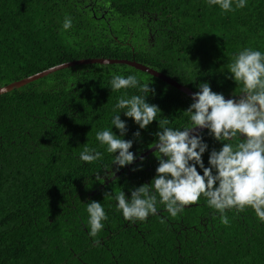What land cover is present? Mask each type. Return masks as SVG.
<instances>
[{
	"label": "trees",
	"instance_id": "1",
	"mask_svg": "<svg viewBox=\"0 0 264 264\" xmlns=\"http://www.w3.org/2000/svg\"><path fill=\"white\" fill-rule=\"evenodd\" d=\"M66 15L73 28L64 32ZM245 48L264 52V0L230 12L207 0H0V89L57 66L103 59L136 62L195 93L207 82L229 99L242 86L228 66ZM112 74L150 84L155 95L147 102L161 109L158 120L168 118L173 128L188 122L191 97L126 63L70 67L0 95V264H264V222L251 208L227 210L224 225L201 196L176 217L159 205L143 222L124 219L115 195L130 198L129 189L155 177L154 153L138 159L155 146L159 126L140 130L121 114L137 159L118 172L113 166L115 177L104 184L95 181L113 161L96 132L111 126L124 91L139 94L111 91ZM201 135L207 167L210 151L222 145L207 131ZM85 147L97 148L103 160L80 161ZM91 201L108 215L95 237Z\"/></svg>",
	"mask_w": 264,
	"mask_h": 264
},
{
	"label": "clouds",
	"instance_id": "2",
	"mask_svg": "<svg viewBox=\"0 0 264 264\" xmlns=\"http://www.w3.org/2000/svg\"><path fill=\"white\" fill-rule=\"evenodd\" d=\"M247 3L248 0H207L210 7L218 6L224 12L243 9ZM72 28L73 19L66 15L62 30ZM228 69L229 78L242 86L241 95L226 99L222 93L214 92L209 83L199 84L193 102L184 111L188 122L181 128L169 126L168 118L158 120L161 109L147 102L149 96L155 95L150 84L142 83L136 75H111V91L136 89L139 94L129 96L124 91L112 109L111 126L96 132V141L112 154L113 161L110 170L104 167L103 176L95 175V181L104 184L137 159L130 151L133 140L124 139L128 127L121 114L134 121L140 130H147L154 121L159 126L153 147L158 160L155 177L150 183L129 189L130 198L124 191L115 195L116 208L124 219L143 222L158 214L159 205L176 217L185 206L203 196L207 205L220 214L224 225L230 223L226 212L231 209L240 212L251 208L258 220L264 222V52L245 48L232 58ZM202 130H207L222 145L219 150L210 151L207 167L202 158L209 152V145L200 134ZM134 137L139 140L141 131L135 132ZM237 139L239 143L232 142ZM103 158L104 154L95 147H85L79 155V160L87 164ZM140 161L142 164L144 158L140 157ZM86 210L89 235L95 237L105 227L108 215L97 201L87 203Z\"/></svg>",
	"mask_w": 264,
	"mask_h": 264
},
{
	"label": "water",
	"instance_id": "3",
	"mask_svg": "<svg viewBox=\"0 0 264 264\" xmlns=\"http://www.w3.org/2000/svg\"><path fill=\"white\" fill-rule=\"evenodd\" d=\"M118 63H126L132 67H135L136 69L138 70H141L145 73H149L150 75L156 77V78H159L161 79L162 81L168 83L169 85L175 87L176 89L182 91L183 93H185L186 95H188L189 97L192 98V96L195 94V92H193L190 88H187L183 85H181L178 81L168 77V76H165L149 67H146V66H143L141 64H138L136 62H126V61H114V60H85V61H79V62H74V63H69V64H64V65H61V66H57V67H54L48 71H45L41 74H38V75H35L33 77H30V78H27L25 80H22L20 82H17V83H14L12 85H9L7 87H4V88H1L0 89V95H3V94H7L9 92H12L13 90L15 89H21L31 83H34L38 80H41L45 77H48L49 75L51 74H54L58 71H61V70H64V69H67V68H70V67H75V66H78V65H87V64H103V65H109V64H118ZM207 130H202L200 131V134H202L203 132H205ZM156 149L153 148L151 149L150 151H148L147 153L143 154L141 157H143L144 159L149 157L151 154L155 153ZM140 161V158L138 159V162Z\"/></svg>",
	"mask_w": 264,
	"mask_h": 264
}]
</instances>
